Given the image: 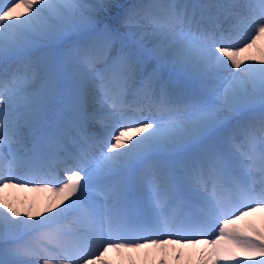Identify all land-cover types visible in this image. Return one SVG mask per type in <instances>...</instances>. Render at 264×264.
Segmentation results:
<instances>
[{"label": "snow or ice", "instance_id": "1", "mask_svg": "<svg viewBox=\"0 0 264 264\" xmlns=\"http://www.w3.org/2000/svg\"><path fill=\"white\" fill-rule=\"evenodd\" d=\"M261 41L264 0H0V193L48 194L0 264H264Z\"/></svg>", "mask_w": 264, "mask_h": 264}, {"label": "bare ground", "instance_id": "2", "mask_svg": "<svg viewBox=\"0 0 264 264\" xmlns=\"http://www.w3.org/2000/svg\"><path fill=\"white\" fill-rule=\"evenodd\" d=\"M261 42H263V41H261ZM261 42H259V43H261ZM248 54H249V55H255V56H257V52L253 53V49L250 50V52H249Z\"/></svg>", "mask_w": 264, "mask_h": 264}]
</instances>
